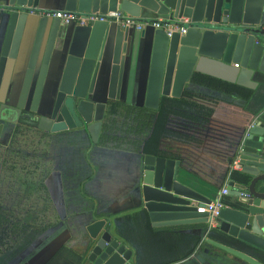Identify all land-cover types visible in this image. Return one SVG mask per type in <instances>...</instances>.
Here are the masks:
<instances>
[{"label":"water","instance_id":"95a60500","mask_svg":"<svg viewBox=\"0 0 264 264\" xmlns=\"http://www.w3.org/2000/svg\"><path fill=\"white\" fill-rule=\"evenodd\" d=\"M39 4L6 0L1 8L7 32L0 52V139L7 124L17 125L30 112L38 116L41 131L84 130L97 144L108 105L121 100L123 88L131 104L143 79V106L158 110L163 97L181 98L196 72L252 90L259 85L255 75H264V0H66V11L112 16L121 11L140 21L156 15L188 20L189 27L185 35L169 37L158 29L146 37L145 30L106 22L64 27L58 19L40 17L20 95L14 97L11 89L31 16L24 9ZM259 119L238 155L249 185L228 183L230 196L238 198V190L249 188L253 198H239L223 209L208 234V215L198 207L212 200L179 182L181 162L143 155L138 196L152 225L197 226L191 233L201 244L243 264H264V122ZM115 227L113 218L87 227L91 243L81 264H136L133 249L116 236ZM211 257L214 264H229L218 253Z\"/></svg>","mask_w":264,"mask_h":264},{"label":"trees","instance_id":"16d2710c","mask_svg":"<svg viewBox=\"0 0 264 264\" xmlns=\"http://www.w3.org/2000/svg\"><path fill=\"white\" fill-rule=\"evenodd\" d=\"M191 83L217 95L187 87L181 98L163 97L158 110L111 102L97 145L174 159L180 161L182 167L193 174L195 172L192 165L199 157L217 158L213 176H205L207 181L220 188L227 181L248 186L249 178L240 172L231 171V167L239 155L249 127L264 111V103L254 108L251 105L256 100V90L202 73H194ZM38 122L37 115L24 112L16 126L17 133L21 128L39 131ZM206 153L216 155L205 156ZM197 176L203 178L198 174ZM85 182H82V186ZM41 187L47 190L45 184ZM82 194L94 203L84 188ZM225 203L228 206L233 205L226 199ZM132 212L124 216L123 221L115 227L116 236L136 250V264H161L145 256L144 246L148 232L152 230L148 213L141 208L133 209ZM104 217V214L97 215V219ZM108 217L113 218L112 215ZM31 230V224L13 220L10 212L0 207V255L14 250ZM191 238L194 247L199 246L201 238L196 235Z\"/></svg>","mask_w":264,"mask_h":264},{"label":"crops","instance_id":"0c3cea01","mask_svg":"<svg viewBox=\"0 0 264 264\" xmlns=\"http://www.w3.org/2000/svg\"><path fill=\"white\" fill-rule=\"evenodd\" d=\"M65 1L66 0H40L38 9L66 10ZM5 4L6 0H0V52L7 32V24L1 19L3 13L1 8H3ZM40 19L39 16H30L28 20L29 24H27L25 28L20 48V56L17 63L18 72L15 74V84L13 85V89H11L14 97L20 95ZM149 19L157 20L162 19V17L153 15L146 20ZM261 25V28L264 30V8L261 14ZM154 31V29L147 27L145 29L146 37L151 35ZM235 64L236 63L232 64V66L234 67ZM254 80L258 82L259 85L256 90V100L251 106L256 108L258 104L264 103V75L258 73L255 75ZM146 83L147 78L143 79L142 83L137 82L132 95L131 105L137 107L144 105L147 87ZM187 87L195 91L211 94L208 90L199 88L192 83ZM211 95L215 96L217 94ZM127 96L128 93L126 88H123L121 100L119 102L126 103ZM237 103L240 105L244 104L241 102ZM262 113V115H259V120L264 122V111ZM257 118L258 116L256 119ZM72 134L80 135L89 143V148L91 149L89 153L92 156H109L113 160L114 158H118L128 165V169L113 171L112 173L108 172V175L106 174L103 176L89 174V179L86 182L83 181L85 182V184L83 183L84 186H82V184L80 185V194H82V189L84 188L85 193L93 199L94 203L86 199L83 201H76L75 203H67V201L58 200L52 207L45 204L44 212H47V215L49 214L48 212H50V208L58 213L56 221L54 223L43 224L42 221L47 220V217H43L42 221L32 218V222H28L29 218L26 219L27 221L25 222L32 225V230L14 250L0 255V264H81L82 257L91 243L87 227L98 220V214L105 215L102 219H109L108 215H112L115 226H117L123 221L124 216L133 213V209H143L138 196L142 178L143 155L131 151H119L110 148H107V150L110 149L109 151L104 150L103 153V147L94 144L89 134L84 130L59 133V135L65 137ZM50 135L53 136L55 134L50 133ZM206 154L205 156L216 155L215 153ZM217 163V158L199 157L192 165V169L195 172L194 174L185 170L181 165L178 180L197 193H200L210 200H215L220 190L225 187L228 182L227 181L225 185L220 188L215 187L205 178V176H213L212 174L215 172ZM197 174L203 176V178H199ZM59 176V188H61L64 193L61 174H59ZM238 186H240V184H238ZM246 190L250 192L249 188ZM226 200L234 204L237 198L228 196ZM47 227L49 228L43 232ZM195 228H197V226L190 225L155 227L150 221V229L152 230L148 232L147 243L144 246L145 256L161 264H214L215 259L211 257V253L214 252L218 253L226 263L243 264V262L227 253L220 252L206 243L201 244V241L199 246L195 248L191 240V237L194 236L191 232ZM133 251L136 263L137 252L135 249H133Z\"/></svg>","mask_w":264,"mask_h":264},{"label":"rangeland","instance_id":"374dc122","mask_svg":"<svg viewBox=\"0 0 264 264\" xmlns=\"http://www.w3.org/2000/svg\"><path fill=\"white\" fill-rule=\"evenodd\" d=\"M16 126L7 124L0 139V207L10 212L13 220L29 218L32 222V218L42 221L47 217L43 224L54 223L58 213L50 208L47 215L45 204L52 207L58 200H86L80 185L89 174L103 176L128 169L118 158L92 156L89 143L78 134L52 136L23 128L17 133ZM110 149L103 148V153ZM59 174L64 193L59 188Z\"/></svg>","mask_w":264,"mask_h":264},{"label":"built area","instance_id":"2783aa9c","mask_svg":"<svg viewBox=\"0 0 264 264\" xmlns=\"http://www.w3.org/2000/svg\"><path fill=\"white\" fill-rule=\"evenodd\" d=\"M28 15L46 17L49 19H58L61 22V25L64 27L67 26H88L97 22H106L108 24H116L124 28H131L137 31H143L147 27H150L154 30L162 29L165 30L166 34L169 37H172L175 33L180 35H185L188 31L189 21H169L165 19L157 20H143L140 21L135 19L121 11H117L114 16L111 14H101V13H81V12H72L66 10H41L38 8L24 9ZM239 67L238 64L235 65ZM254 123L249 127H253ZM231 171L241 172L242 166L240 163V158L237 156L235 161L232 164ZM228 183L223 187L218 197L215 200H212L211 203H204L198 207V212L202 214H207V229L206 234L215 228L218 224L220 213L223 209L228 207L225 203L226 197L229 195ZM239 198L252 199L253 196L248 190H238Z\"/></svg>","mask_w":264,"mask_h":264}]
</instances>
